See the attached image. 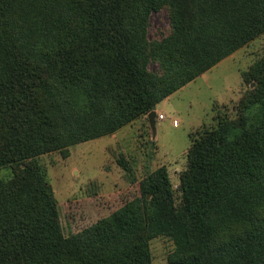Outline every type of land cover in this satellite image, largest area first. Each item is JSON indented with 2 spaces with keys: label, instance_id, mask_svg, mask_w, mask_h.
<instances>
[{
  "label": "trees",
  "instance_id": "1",
  "mask_svg": "<svg viewBox=\"0 0 264 264\" xmlns=\"http://www.w3.org/2000/svg\"><path fill=\"white\" fill-rule=\"evenodd\" d=\"M163 8L171 34L149 41ZM263 34L264 0H0V264H152L159 236L169 264H264V55L235 117L190 136L179 201L162 166L65 236L37 161L119 131Z\"/></svg>",
  "mask_w": 264,
  "mask_h": 264
},
{
  "label": "rangeland",
  "instance_id": "2",
  "mask_svg": "<svg viewBox=\"0 0 264 264\" xmlns=\"http://www.w3.org/2000/svg\"><path fill=\"white\" fill-rule=\"evenodd\" d=\"M168 13L163 8L151 14L149 41H161L171 34ZM263 55L264 34L159 103L155 129L147 114L111 135L70 146L66 156L56 150L37 157L53 188L64 235L92 226L141 196V182L162 166L168 169L179 201L190 136L204 126H216V110L235 117L240 100L255 87L248 74ZM149 68L158 72L161 66L152 60ZM11 175V167L0 168L1 179ZM150 248L152 264H169L175 243L159 236L151 240Z\"/></svg>",
  "mask_w": 264,
  "mask_h": 264
},
{
  "label": "water",
  "instance_id": "3",
  "mask_svg": "<svg viewBox=\"0 0 264 264\" xmlns=\"http://www.w3.org/2000/svg\"><path fill=\"white\" fill-rule=\"evenodd\" d=\"M157 116V112L155 110L151 111L148 115V118L150 120V124L152 126L153 129H155V119Z\"/></svg>",
  "mask_w": 264,
  "mask_h": 264
},
{
  "label": "built area",
  "instance_id": "4",
  "mask_svg": "<svg viewBox=\"0 0 264 264\" xmlns=\"http://www.w3.org/2000/svg\"><path fill=\"white\" fill-rule=\"evenodd\" d=\"M159 118L163 119L164 118V115L163 114L159 115ZM175 124H177L176 121H175Z\"/></svg>",
  "mask_w": 264,
  "mask_h": 264
},
{
  "label": "crops",
  "instance_id": "5",
  "mask_svg": "<svg viewBox=\"0 0 264 264\" xmlns=\"http://www.w3.org/2000/svg\"><path fill=\"white\" fill-rule=\"evenodd\" d=\"M163 102V101H162ZM159 105V104H158ZM155 124H156V119H155ZM174 125L176 126L177 124H175V122H174Z\"/></svg>",
  "mask_w": 264,
  "mask_h": 264
}]
</instances>
